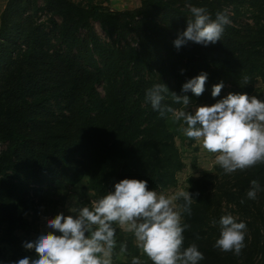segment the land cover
<instances>
[{
    "label": "trees",
    "instance_id": "16d2710c",
    "mask_svg": "<svg viewBox=\"0 0 264 264\" xmlns=\"http://www.w3.org/2000/svg\"><path fill=\"white\" fill-rule=\"evenodd\" d=\"M110 6L111 0H8L2 11L0 144L7 147L0 152V229L13 261L28 251L17 232L30 234L29 218H41L40 207L55 191L86 179L96 201L122 179L145 180L156 191L177 185L183 163L176 139L186 125L153 110L148 89L165 84L192 105L229 93L253 95L257 81L264 82V0H141L123 11ZM190 6L206 8L213 19L227 10L230 23L220 41L174 46L192 19ZM39 13L49 15L48 24L34 22ZM201 72L208 74L204 92H183ZM164 103L182 107L170 95ZM253 180L260 185L254 200L247 197ZM186 191L195 201L191 215L182 213L190 226L183 247L198 246L204 255L199 264H264V164L231 174L216 165L190 180ZM229 213L246 224L239 255L214 247L219 220ZM126 236L116 229V248L126 244L127 260L113 264H131L133 257L153 264Z\"/></svg>",
    "mask_w": 264,
    "mask_h": 264
},
{
    "label": "clouds",
    "instance_id": "9594fccd",
    "mask_svg": "<svg viewBox=\"0 0 264 264\" xmlns=\"http://www.w3.org/2000/svg\"><path fill=\"white\" fill-rule=\"evenodd\" d=\"M190 12L192 19L188 20L186 30L178 33L173 42L177 49L188 42L208 46L220 41L230 23L226 9L218 11L215 19L204 7L190 6ZM207 78L208 74L201 72L184 83L182 91L200 96ZM223 87L222 81L215 84L212 96H219ZM169 95L173 103L182 107L174 109L165 104ZM146 99L161 117L171 114L174 121H182L186 127L182 126L181 131L201 142L207 152L216 154L215 163L226 174L264 164V101L257 97L229 93L211 106H194L189 110L187 95H177L158 83L147 90ZM259 190V183L251 181L248 199H256ZM181 198L184 203L177 206L175 201ZM194 201L188 191L170 196L149 190L145 180L122 179L115 183L113 191L93 201L90 207L70 208L74 214L66 216L61 212L47 219L50 231L23 243L26 250L35 251L37 258L25 256L13 264H113L117 246L114 225L132 233L137 246L153 264H199L204 255L198 246L193 243L183 247V233L190 226L182 223V213L191 215ZM219 225L220 236L214 247L239 255L245 246L246 224L237 222L229 213L220 218ZM126 250V244H121L120 252ZM131 264L142 261L133 257Z\"/></svg>",
    "mask_w": 264,
    "mask_h": 264
},
{
    "label": "rangeland",
    "instance_id": "374dc122",
    "mask_svg": "<svg viewBox=\"0 0 264 264\" xmlns=\"http://www.w3.org/2000/svg\"><path fill=\"white\" fill-rule=\"evenodd\" d=\"M75 4L78 5H84L85 0H71ZM8 0H0V18L2 11L5 9V6L7 4ZM114 2V1H113ZM141 5V0H121V1H115L114 6H110V8H115L118 10H126L127 8H136ZM105 6H109V4L106 3ZM49 19V15L47 13H39L35 17V23L36 24H48L46 21ZM1 23V21H0ZM94 27L96 29L97 34L103 39L106 40L105 34L102 32L99 24L95 23ZM256 87L258 91L254 93L253 95L248 96H255L261 101H264V82L258 80L256 83ZM98 90L102 95H104V88L103 86H98ZM216 103V102H215ZM215 103H200V104H192L189 105V110L192 109V107H198L202 105H208L211 106ZM186 127V126H183ZM176 145L180 150L181 157H182V163L183 167L180 172L177 173V185L175 187L168 188L167 190H164L168 195H174L179 191H186L189 187V182L192 179L199 178L203 173L206 171H211L216 165L215 163V155L213 153L207 152L202 147L201 142H197L195 140H192L188 138L182 131L179 135V137L176 139ZM7 147L6 144H0V152L5 150ZM87 186V180H83L81 183H79L76 187L73 189H70L69 191L65 192H53L48 198L47 201L42 204L41 211L42 216L38 220H33V218H29L31 229L30 234L26 235L24 231H18L17 236H19L22 240V244L25 241H33L35 240L41 233L50 231V229L47 228V219L54 218L57 214L63 212L64 215H72L74 213H71L69 211L70 208H80L83 207L85 204L87 206V202L90 201V204H92L95 199L92 197V193L87 191L85 188ZM159 192V191H158ZM176 205H178V200L175 201ZM34 205H37V200L34 201ZM116 229L122 230L118 225H114ZM123 231V230H122ZM125 232V231H123ZM127 233L129 236L132 235L134 238V245L137 246V242L135 240V237L132 233ZM59 235V233H57ZM126 236V237H128ZM29 238V239H28ZM0 264H13V259L11 258V250L6 248V245L4 244L2 231L0 229ZM139 248V247H138ZM141 250V249H140ZM142 251V250H141ZM7 253V254H6ZM4 256L7 257V259H2ZM25 256H30L32 258H37V254L34 250L32 251H26ZM23 257H19L17 260L21 259ZM16 260V261H17ZM126 255L124 253H121L117 248L114 249V255H113V263L116 261H126Z\"/></svg>",
    "mask_w": 264,
    "mask_h": 264
},
{
    "label": "crops",
    "instance_id": "0c3cea01",
    "mask_svg": "<svg viewBox=\"0 0 264 264\" xmlns=\"http://www.w3.org/2000/svg\"><path fill=\"white\" fill-rule=\"evenodd\" d=\"M111 1H112V2L114 1V2H115V1H118V0H111ZM119 1H121V0H119Z\"/></svg>",
    "mask_w": 264,
    "mask_h": 264
}]
</instances>
